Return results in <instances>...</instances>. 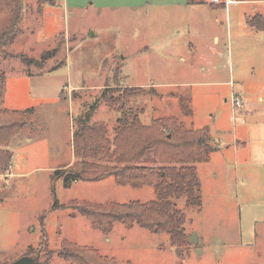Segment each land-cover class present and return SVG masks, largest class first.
Returning <instances> with one entry per match:
<instances>
[{"label":"rangeland","instance_id":"1","mask_svg":"<svg viewBox=\"0 0 264 264\" xmlns=\"http://www.w3.org/2000/svg\"><path fill=\"white\" fill-rule=\"evenodd\" d=\"M132 1L23 0L20 33L8 49L13 56L0 62V72L6 75L9 95L3 107L31 112L21 133L5 147L13 159L8 169L12 176H0V264L16 261L28 247L35 251L33 258L42 261L44 213L45 247L54 253L48 264H68L56 255L63 242L96 249L117 264H264V36L242 27L244 16L253 15L252 6L230 7L227 38L223 9L217 8L221 13L216 17L202 0L166 10L156 0L141 5ZM190 9L200 20L215 23L219 43L202 34L193 40L198 35L193 29L168 18ZM177 24L179 35L173 30ZM170 42L177 52L168 55ZM189 44L200 45L194 47V58L188 55ZM22 56L36 63L25 66ZM179 56L186 61H178ZM26 72L38 78L32 80ZM138 86L158 92L126 103L144 124L173 116L187 128L208 127L211 145L217 148L208 163L195 165L202 209L177 202L186 217L185 233L189 239L196 236V243L188 240L183 249L171 248L165 234L125 230L119 224L103 235L75 212L80 204L151 201V187H120L111 177L69 188L56 181L52 187L55 171L74 162L73 118L105 89ZM235 96L243 103L240 109L232 103ZM180 97L190 99L191 118L182 117ZM117 117L100 104L92 122L104 123L112 132ZM141 165L154 167L152 156ZM53 193L59 205L71 208L48 212Z\"/></svg>","mask_w":264,"mask_h":264},{"label":"trees","instance_id":"2","mask_svg":"<svg viewBox=\"0 0 264 264\" xmlns=\"http://www.w3.org/2000/svg\"><path fill=\"white\" fill-rule=\"evenodd\" d=\"M231 1L244 3L260 0ZM24 5L23 0H0V62L13 56L8 49L20 33L18 26L23 20ZM246 23L257 31H264V16L261 14L248 17ZM48 55L49 53L43 54L40 61ZM20 60L25 66L36 63L23 56ZM25 76L31 77L28 72ZM6 81L5 73L0 72V175L6 174L13 159L11 152L5 147L21 133L27 113L31 112L30 109L9 111L3 107ZM106 90H103L100 98L73 118L71 139L74 162L55 171L51 177L52 187L56 181H62L63 186L69 188L77 182L93 184L110 177L120 187H151L155 196L151 201H130L125 204L111 202L109 205L80 204L75 205V212L86 218L93 230L103 235H110L114 225L119 224L125 230L139 228L154 235L165 234L171 248L188 247L189 237L184 230L186 217L177 208V202L185 201L187 209H202L201 184L195 165L208 163L210 156L217 152V148L211 145L212 137L208 127L201 130L187 128L173 116L157 118L146 125L140 120V115L127 107L126 103L137 97L157 96L158 92L153 87H125L121 90L114 89L113 92ZM190 103L188 97L178 99L180 113L184 118H191L193 115ZM100 104L118 115L112 132H109L104 123L92 122ZM148 156H152L154 167L141 165ZM53 203L48 212L71 208L70 204L59 205L54 193ZM45 215L46 213L40 217L41 264H48L54 254L45 247ZM26 251L24 256H34L35 251L31 247ZM56 255L68 264H117L112 258L102 257L96 249L78 248L68 242L61 244Z\"/></svg>","mask_w":264,"mask_h":264},{"label":"crops","instance_id":"3","mask_svg":"<svg viewBox=\"0 0 264 264\" xmlns=\"http://www.w3.org/2000/svg\"><path fill=\"white\" fill-rule=\"evenodd\" d=\"M150 1L153 2V0H134L132 1L131 3L132 4H136V5H141L145 2L149 3ZM192 1V0H156V3L157 4H161V7H164L165 10L167 9L168 6H172L174 7L175 9L176 8H181V7H184V8H188L190 7L189 5V2ZM224 6L222 5H212L208 0H202V4H206L210 7V9H212L214 11V15L216 17H219L218 16V13L220 14L221 11H218L217 8H222L223 9V12L222 14H220L221 17H224L225 19V23L227 24V30H226V36L227 38L230 37V30H229V19H230V12H231V9L230 7L233 6L234 4L236 3H239V2H234V1H231V0H228L226 3H225V0L222 1ZM245 4L247 5H251L253 10H252V14L253 15H250V16H244L243 18V29L245 30V27L249 26L246 21H247V18L248 17H252L254 15H257V14H261L262 16H264V14L262 13L263 10H264V1H245L244 2ZM244 3H241V4H244ZM167 16V15H166ZM164 16V18L166 17ZM174 18L176 21L179 20V22H177L179 25H182V23H184L185 27L186 28H190V29H193V31H195L196 33L195 34H198L196 36H193L192 39L194 40L195 38L196 39H199L200 40V36L201 34L204 35V37L206 38H209L210 40L214 41L215 43H219V29H217V27L215 26V23L212 22V20H200L201 18V15L199 13H197L195 10H181L179 12H176L174 15H170L168 18ZM198 17V18H197ZM197 18V20H196ZM196 20V21H195ZM176 25V29H173L174 30V33L176 35H179L180 34V26L179 25ZM241 24V23H240ZM250 30L249 33L254 35V36H264V31H257L255 30L254 28L250 27ZM182 30V29H181ZM194 47H199L200 48V45H196V44H189L188 45V50H189V56L191 58H194L196 56V53H193L194 51ZM198 48V49H199ZM176 49V50H175ZM174 50L175 52H177V47H176V44H174V42H170L167 46H166V49H165V54H168V55H171L172 52L174 53ZM145 51V50H144ZM148 51V49H147ZM191 52V53H190ZM180 59H178V61L180 62H185L186 61V58H182L181 56H179ZM158 58V57H157ZM159 60V58H158ZM162 66L163 67H167V64H164V62H162ZM205 70L206 68L205 67H201L199 69L200 72L202 73H205ZM53 73V72H52ZM21 76H24L23 74H21ZM28 78H31L32 80L35 79V78H38V77H28ZM5 99H4V106L5 104L8 103L9 101V95L7 94V82H6V93H5ZM5 108V107H4ZM9 111H12L10 109H7ZM17 111H25V110H17ZM30 141V140H29ZM31 142V141H30ZM0 176H4V177H10L12 176V174L10 173V171L8 170L6 172L5 175H0Z\"/></svg>","mask_w":264,"mask_h":264},{"label":"water","instance_id":"4","mask_svg":"<svg viewBox=\"0 0 264 264\" xmlns=\"http://www.w3.org/2000/svg\"><path fill=\"white\" fill-rule=\"evenodd\" d=\"M189 241L193 244L196 243V236L193 235ZM198 253V252H197ZM10 264H41L39 261H38V258H31V257H28V256H22L18 259H16V261H13L11 262Z\"/></svg>","mask_w":264,"mask_h":264},{"label":"built area","instance_id":"5","mask_svg":"<svg viewBox=\"0 0 264 264\" xmlns=\"http://www.w3.org/2000/svg\"><path fill=\"white\" fill-rule=\"evenodd\" d=\"M212 5H220V4H223V2L221 0H208ZM228 0H225V3L227 2ZM232 103L234 104V107L236 109H240L243 105V103L241 102V98L235 96L232 98Z\"/></svg>","mask_w":264,"mask_h":264}]
</instances>
